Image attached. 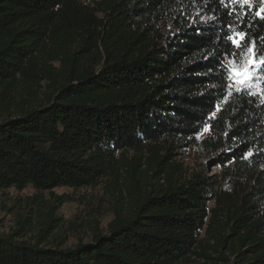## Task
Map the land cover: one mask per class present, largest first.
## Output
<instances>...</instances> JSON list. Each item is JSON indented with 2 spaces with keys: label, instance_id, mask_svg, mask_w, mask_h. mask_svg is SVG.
I'll return each mask as SVG.
<instances>
[{
  "label": "trees",
  "instance_id": "1",
  "mask_svg": "<svg viewBox=\"0 0 264 264\" xmlns=\"http://www.w3.org/2000/svg\"><path fill=\"white\" fill-rule=\"evenodd\" d=\"M258 11L240 0H0V191L35 192L15 201L0 264H264V94H231L228 80L245 45L264 56ZM206 128L225 171L186 176L173 146ZM101 183L117 193L107 230L97 223L69 248L51 238L57 201L43 193Z\"/></svg>",
  "mask_w": 264,
  "mask_h": 264
},
{
  "label": "rangeland",
  "instance_id": "2",
  "mask_svg": "<svg viewBox=\"0 0 264 264\" xmlns=\"http://www.w3.org/2000/svg\"><path fill=\"white\" fill-rule=\"evenodd\" d=\"M250 9L264 8V0H250ZM159 29L164 31L162 25ZM236 62L234 65L233 62ZM239 65V56L234 57L230 61L228 66V80L230 84V93L245 92L250 95H263L264 94V79H256L255 76L251 84L244 90H238L240 87L234 82V79L230 78V69ZM264 65L256 69L257 75L264 76L262 69ZM258 85V86H257ZM210 129H204L195 141L184 148L176 146L172 160L178 164V167L182 170L186 176L192 174L206 173L208 176L221 177L224 173V168L215 162L217 154L213 152V148H206L204 140L208 138ZM158 143V144H162ZM34 191L27 189L24 192H17L15 190H9L6 192L0 191V233L9 234L17 228V214L18 212L13 209L16 200H20L22 205L27 203L28 198L33 197ZM117 193L108 188L105 183H101L96 188H88L79 191L70 190L68 188H59L52 193H43V198L48 201L57 203L55 205V216L59 219L58 230H55L51 238H58L63 235L66 236L67 244L65 248L76 246L79 241L88 242L93 236V231L98 223V228L103 231L107 230L108 224L113 220L112 208L115 202ZM64 198L66 203L59 205L57 199ZM11 209H13L11 211ZM36 213L31 215L32 222H38ZM38 225V223H37ZM36 225V226H37ZM37 235V233H34Z\"/></svg>",
  "mask_w": 264,
  "mask_h": 264
},
{
  "label": "snow or ice",
  "instance_id": "3",
  "mask_svg": "<svg viewBox=\"0 0 264 264\" xmlns=\"http://www.w3.org/2000/svg\"><path fill=\"white\" fill-rule=\"evenodd\" d=\"M241 5H248L251 7L250 0H240ZM261 18H264V8H261L260 11L256 13ZM246 34L243 32H236L232 36H229L228 39L232 41L233 45H235L238 49L241 48L240 41L245 39ZM246 48L245 51H241L237 53L239 56V65L234 66L230 69V78L234 79V82L239 85L240 87L238 90L246 89L252 82L254 76L256 79H264V76L257 75L256 69L260 66L264 65V56L256 58L254 53L253 46H244ZM234 65L236 62H233ZM258 86V85H257Z\"/></svg>",
  "mask_w": 264,
  "mask_h": 264
}]
</instances>
